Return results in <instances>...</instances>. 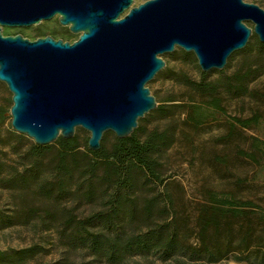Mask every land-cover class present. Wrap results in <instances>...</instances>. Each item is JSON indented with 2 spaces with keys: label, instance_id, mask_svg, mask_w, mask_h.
I'll return each instance as SVG.
<instances>
[{
  "label": "trees",
  "instance_id": "obj_1",
  "mask_svg": "<svg viewBox=\"0 0 264 264\" xmlns=\"http://www.w3.org/2000/svg\"><path fill=\"white\" fill-rule=\"evenodd\" d=\"M47 36L35 30V39ZM180 55L194 60L192 54ZM262 76L264 43L254 35L214 77L201 73L193 80L165 65L154 82L172 81L184 89L187 100L175 104L171 95L162 101L155 97L156 109L138 121L129 137L110 141L107 133L96 152L88 149L89 138L82 142L78 133L70 140L60 137L48 146L31 143L22 150L24 136L12 130L2 135L1 113L0 190L15 194L20 206L10 213L0 210V230L37 222L45 232L54 231L63 248L83 250L106 264L150 255L164 262L181 257L190 264H264V207L238 195L244 180L235 178L229 190L201 188L193 213L186 214L165 190L162 177V158L178 141L195 148L198 135L220 122L227 132L215 140L217 145L231 146L236 158L263 166L264 142L255 137L241 140L243 132L264 121V86L252 87ZM245 98L262 110L244 119H227V104ZM229 161L227 155H216L211 164L227 173ZM155 188L165 191L154 193ZM68 200L94 209L78 217L61 207ZM44 252L37 245L0 250V264H24Z\"/></svg>",
  "mask_w": 264,
  "mask_h": 264
},
{
  "label": "water",
  "instance_id": "obj_2",
  "mask_svg": "<svg viewBox=\"0 0 264 264\" xmlns=\"http://www.w3.org/2000/svg\"><path fill=\"white\" fill-rule=\"evenodd\" d=\"M0 0V83L11 94V129L37 146L89 133L129 137L154 111L147 85L165 68L163 55L192 54L202 73L222 72L254 35L264 43V10L244 0ZM126 11L127 14L121 17ZM58 18L78 35L34 41L3 36Z\"/></svg>",
  "mask_w": 264,
  "mask_h": 264
},
{
  "label": "rangeland",
  "instance_id": "obj_3",
  "mask_svg": "<svg viewBox=\"0 0 264 264\" xmlns=\"http://www.w3.org/2000/svg\"><path fill=\"white\" fill-rule=\"evenodd\" d=\"M146 1L148 0H133L131 8ZM244 2L260 5L264 10V0H244ZM127 12L128 11H126L121 17L126 15ZM36 29H40L45 35H49L53 38L62 37L64 42L73 43L78 40V35L71 34L66 27L63 28L59 26L57 17L50 21H44L38 26H32L29 28H2V34L3 36H14L19 34L26 39L34 41L36 40L34 37ZM64 32H68V34L61 36ZM250 43L251 40L249 41V44ZM181 52L183 51L176 49L174 53L163 55L161 58L166 63L167 68L184 72L191 79L198 80L202 72L197 65L195 57L192 61L184 60L180 55ZM210 73L213 74L214 77L217 72ZM154 80L147 85V88L150 90L151 95L158 100L162 101L166 99L168 95H171L177 101L175 104L187 100L182 87L177 86L170 80L159 79L156 82H154ZM263 86L264 76L252 85V87L258 89ZM11 106V94L6 86L3 83H0V114L3 113L4 117L1 128L3 136H7L8 130H12L10 125ZM258 108H260L258 105L246 98L243 100L232 101L227 104V119H229V117L230 119L233 117L247 118ZM224 123L225 122H220L218 124L214 123L203 130L195 139V148H191L183 142L178 141L177 144L162 158V177L164 179L165 190L177 203L179 208L186 214L193 213L195 204L200 199L199 190L201 188H212L217 191L229 190L233 188L232 182L235 178L244 180L245 183L243 187L236 189L238 195L246 199L255 200L264 207V164L262 167H258L245 160L236 158L233 147L217 145L215 140L225 135L227 132ZM154 125L155 124L148 126V129H151ZM159 125L162 126V124ZM76 133L79 134L82 142L89 138V133L82 129H77ZM241 136V140L255 137L264 142V121L261 122L256 129L245 131ZM112 137H114V135L111 133V136L108 137L110 141L112 140ZM31 143H33V141L24 136V139L20 141V147L22 150H27ZM243 143L244 142L240 143V146L247 149V144ZM216 155L228 156L230 161L227 173H224L220 166L211 164V159ZM8 157L14 159V157H11L10 155ZM165 190L163 188H155L154 193L161 191L164 192ZM35 205L42 208L39 203H35ZM19 206L20 201L15 194L0 190V210L10 213L16 211ZM61 207L73 211L78 217L86 216L94 209L91 205L71 200L63 201ZM33 245L43 247L45 252L24 264H106L98 262L83 250L69 251L68 249L63 248L54 231L45 232L44 227H41L37 222H32L26 226H15L0 230L1 251H18ZM7 264L15 263L12 262ZM122 264L190 263H188L185 258L181 257L164 262L157 256L150 255L146 257H129ZM224 264L244 263H236L230 260Z\"/></svg>",
  "mask_w": 264,
  "mask_h": 264
}]
</instances>
